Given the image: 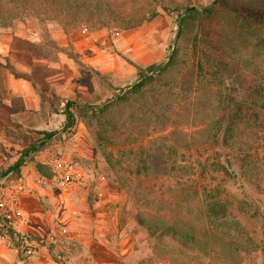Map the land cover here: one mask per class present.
<instances>
[{
	"label": "trees",
	"instance_id": "16d2710c",
	"mask_svg": "<svg viewBox=\"0 0 264 264\" xmlns=\"http://www.w3.org/2000/svg\"><path fill=\"white\" fill-rule=\"evenodd\" d=\"M166 1L0 0V27L53 16L67 33L83 27L121 30L155 19L159 5L185 12L168 63L149 76L160 64L138 66V79L101 104L70 100L65 128H73L79 114L95 126L112 168L132 155L138 178L170 179L162 187L144 181L135 186L131 177L117 175L140 201L137 219L148 230L156 257L171 264H256L252 254L264 255V208L248 197H230L223 182L239 174L264 193V1L237 6L212 0L202 7ZM192 120L201 126V137L187 139L183 126ZM115 136L129 144L118 148L119 157L103 145ZM140 140L144 143L134 149ZM37 169L54 174L40 164ZM154 203L168 204L167 215L149 210ZM240 215L261 217L260 240ZM9 230L14 245L22 246L20 233Z\"/></svg>",
	"mask_w": 264,
	"mask_h": 264
},
{
	"label": "rangeland",
	"instance_id": "374dc122",
	"mask_svg": "<svg viewBox=\"0 0 264 264\" xmlns=\"http://www.w3.org/2000/svg\"><path fill=\"white\" fill-rule=\"evenodd\" d=\"M178 1L202 7L212 0ZM261 1L231 0L237 6ZM159 12L137 28L121 30L83 27L67 33L53 16L0 27V264H171L155 256L149 232L137 219L140 201L117 175L131 177L135 186L144 181L162 187L170 179L138 178L132 155L112 168L95 126L79 114L74 127L65 128L70 100L101 104L138 79V66L147 69L167 59L179 12L160 5ZM185 125L187 139L201 137L194 120ZM123 141L115 136L103 145L119 157L118 148L129 147ZM143 141L131 146L136 149ZM53 155L64 160L66 183L52 174ZM37 164L52 176L42 175ZM223 186L230 197H248L264 208L262 190L239 174ZM165 204L159 206L162 215L169 208ZM159 208L154 203L148 209L155 213ZM240 218L260 240L261 217ZM10 228L20 233L19 248ZM251 258L264 264L260 250Z\"/></svg>",
	"mask_w": 264,
	"mask_h": 264
},
{
	"label": "built area",
	"instance_id": "2783aa9c",
	"mask_svg": "<svg viewBox=\"0 0 264 264\" xmlns=\"http://www.w3.org/2000/svg\"><path fill=\"white\" fill-rule=\"evenodd\" d=\"M51 163L53 165L54 177L56 179L60 178L63 183H66L68 181L69 175L65 173V163L63 158L59 155H53V157L51 158Z\"/></svg>",
	"mask_w": 264,
	"mask_h": 264
},
{
	"label": "water",
	"instance_id": "95a60500",
	"mask_svg": "<svg viewBox=\"0 0 264 264\" xmlns=\"http://www.w3.org/2000/svg\"><path fill=\"white\" fill-rule=\"evenodd\" d=\"M185 15V12H182L180 15H179V18H178V25H177V30H176V33H175V36H174V39H173V43H172V46H171V49H170V52H169V55L167 57V59L161 63L159 65L158 68L154 69L153 71L151 72H148L146 74V76H149L151 74H153L154 72H156L159 68L163 67L166 63H168L172 57H173V54L175 52V49H176V46H177V43H178V40H179V36H180V32H181V27H182V19ZM129 87H127L126 89H128Z\"/></svg>",
	"mask_w": 264,
	"mask_h": 264
}]
</instances>
